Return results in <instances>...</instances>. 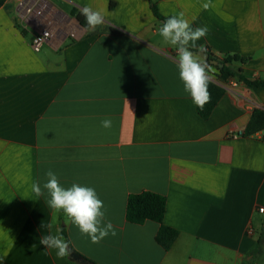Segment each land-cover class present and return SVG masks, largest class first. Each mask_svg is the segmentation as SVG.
Wrapping results in <instances>:
<instances>
[{
	"label": "crops",
	"instance_id": "crops-1",
	"mask_svg": "<svg viewBox=\"0 0 264 264\" xmlns=\"http://www.w3.org/2000/svg\"><path fill=\"white\" fill-rule=\"evenodd\" d=\"M85 6L104 17L95 30L70 15ZM152 6L208 29L189 46L201 62L198 51L236 55L244 61L231 69L264 80V0H0L2 264H76L39 243L62 226L90 264H264V251L254 256L264 224V131L235 135L264 110V87L209 66L228 90L202 120ZM42 30L49 36L36 53L31 40ZM49 170L65 188H94L117 234L93 243L48 206L47 192L37 197L32 185ZM141 192L165 197L163 223L178 232L169 251L155 242L157 223L125 219L128 196Z\"/></svg>",
	"mask_w": 264,
	"mask_h": 264
},
{
	"label": "clouds",
	"instance_id": "clouds-1",
	"mask_svg": "<svg viewBox=\"0 0 264 264\" xmlns=\"http://www.w3.org/2000/svg\"><path fill=\"white\" fill-rule=\"evenodd\" d=\"M204 7L207 8L208 5L205 4ZM81 15L84 16L86 27L89 30H95L104 22L102 13L91 7L82 8ZM207 31L206 27L193 29L183 13L167 18L159 29V34L164 41L176 47L179 78L183 82L184 90L190 94L193 103L200 110H203L211 100L209 84L212 75L209 65L201 62L189 50V46L195 48L196 42L205 37ZM111 125L112 122L109 119L101 122V126L105 129L111 128ZM46 177L47 180L42 186L39 182L33 183L32 191L37 197L44 196L47 192L48 206L54 212L62 211L81 234L87 235L93 243H99L109 234L112 236L117 234L110 221L104 223V203L94 188L76 183L65 188L60 184L58 176L51 170L46 173ZM39 243L47 249H55L58 259H63L70 253L69 242L62 235H42ZM2 259L0 258V264H2Z\"/></svg>",
	"mask_w": 264,
	"mask_h": 264
},
{
	"label": "trees",
	"instance_id": "trees-1",
	"mask_svg": "<svg viewBox=\"0 0 264 264\" xmlns=\"http://www.w3.org/2000/svg\"><path fill=\"white\" fill-rule=\"evenodd\" d=\"M152 10L154 16L161 20L162 22L165 21L167 18L160 17L155 9L152 6ZM70 15L74 17L78 23L88 29L86 27L85 18L81 15V12H78L75 9H72ZM109 32L113 36H118L121 34L120 31L110 28ZM193 52L194 50L191 49ZM211 55V54H210ZM213 56V55H211ZM215 57V56H214ZM219 63L222 65L221 68L218 66L211 65L208 61L206 62L209 66H213L218 72L221 74H225L229 77L236 78L239 82L246 85L247 87H264V80L255 79L253 81L246 80L242 75H240L239 70H233L229 67L232 62H243L244 59L233 55V56H226L224 58H218ZM209 91L211 92V100L207 103L203 110H200L196 106V112L198 116L202 120H207L212 111L214 110L215 106L223 96L225 90L210 81L209 84ZM264 131V110L256 109L252 112L244 130L242 131L243 136H253L258 132ZM165 207H166V200L165 197L158 195L152 192H141L138 194H131L127 198L126 208H125V219L127 222L141 225L146 221H152L158 224V230L155 235V242L164 250L169 251L173 244L175 243L178 232L163 223V218L165 214ZM60 235L64 237V239L69 242L66 231L62 226L60 229ZM70 252H73L70 243H69ZM264 251V224H262V228L257 240V248L254 251V256L258 257Z\"/></svg>",
	"mask_w": 264,
	"mask_h": 264
},
{
	"label": "built area",
	"instance_id": "built-area-1",
	"mask_svg": "<svg viewBox=\"0 0 264 264\" xmlns=\"http://www.w3.org/2000/svg\"><path fill=\"white\" fill-rule=\"evenodd\" d=\"M23 5V3H21L20 4V6H22ZM38 16H40L41 15V11H37V13H36ZM48 36H49V33H48V31L47 30H42V31H40L39 33H37V34H35L34 36H33V38H32V40H31V49L34 51V52H39L40 51V49H41V47L44 45V43L47 41V38H48ZM211 82H213V83H215V84H217V85H219V86H221L224 90H228L227 89V84L225 85V84H219L218 83V81H217V79H216V77H214L213 75H212V79H211ZM262 132V131H261ZM235 135H238V136H242V132H238L237 134H235ZM234 135V136H235ZM258 212L259 213H264V207H260L259 209H258ZM247 234L249 235V236H251L252 234H253V230L250 228V229H248V231H247Z\"/></svg>",
	"mask_w": 264,
	"mask_h": 264
},
{
	"label": "water",
	"instance_id": "water-1",
	"mask_svg": "<svg viewBox=\"0 0 264 264\" xmlns=\"http://www.w3.org/2000/svg\"><path fill=\"white\" fill-rule=\"evenodd\" d=\"M76 23H78L77 20H75ZM196 54L203 59L204 61H208L211 65L218 66L219 68L222 67V65L219 63L218 59H216L214 56H211L209 53L204 51H198ZM69 261L76 263V264H90L89 261L81 257L75 252H70L68 255Z\"/></svg>",
	"mask_w": 264,
	"mask_h": 264
}]
</instances>
